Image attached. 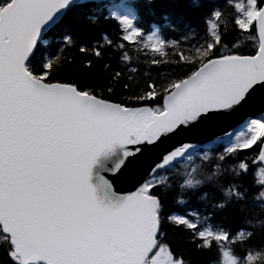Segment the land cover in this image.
<instances>
[{
	"label": "snow or ice",
	"instance_id": "1",
	"mask_svg": "<svg viewBox=\"0 0 264 264\" xmlns=\"http://www.w3.org/2000/svg\"><path fill=\"white\" fill-rule=\"evenodd\" d=\"M136 2L0 0V264H264V0Z\"/></svg>",
	"mask_w": 264,
	"mask_h": 264
},
{
	"label": "trees",
	"instance_id": "2",
	"mask_svg": "<svg viewBox=\"0 0 264 264\" xmlns=\"http://www.w3.org/2000/svg\"><path fill=\"white\" fill-rule=\"evenodd\" d=\"M116 2H118V0H116ZM135 7L138 9L139 19L137 23L140 26H143L150 31L151 24L156 23L158 27H161L163 35L169 39H179V34L165 28L164 24L166 22L183 27L186 22L190 21L200 11V9L193 5L192 0H152L151 3L149 0H137ZM74 16V9H69L66 13L64 12V19L60 21L52 32H47L46 35H52L53 32L59 33L65 26H73ZM165 16L167 17V21L164 19ZM129 55L132 57V63L127 67L138 68L140 70L137 74L138 78H142L145 71H150L153 76L163 79L171 71V66L168 64L160 67L152 66L151 69H149L146 63L149 57L146 56L143 51L137 52L133 48L129 50ZM69 59H72L71 55L69 56ZM76 59L77 62H79L81 58L77 55ZM248 155L253 156L252 153H248ZM177 167H179V165H177ZM250 195H252V193H250ZM199 208L200 205L196 202L195 198H192V200L187 204L175 206V210L177 212L199 210ZM249 218L253 221L264 219V212H261L258 207L250 206ZM240 219L242 221L243 217H240ZM257 231H259V229H257ZM201 260L204 264H211L214 257L211 255L201 254Z\"/></svg>",
	"mask_w": 264,
	"mask_h": 264
},
{
	"label": "water",
	"instance_id": "3",
	"mask_svg": "<svg viewBox=\"0 0 264 264\" xmlns=\"http://www.w3.org/2000/svg\"><path fill=\"white\" fill-rule=\"evenodd\" d=\"M64 12H61V13H58L57 15H63ZM47 28V25L44 26V28H42V31L44 29ZM241 127L240 124H236V125H233L231 128H227L224 130V132L222 133H218V135H224V133H230L232 136L234 135V133ZM205 143H207V141H205ZM121 187H126L125 185H121Z\"/></svg>",
	"mask_w": 264,
	"mask_h": 264
},
{
	"label": "rangeland",
	"instance_id": "4",
	"mask_svg": "<svg viewBox=\"0 0 264 264\" xmlns=\"http://www.w3.org/2000/svg\"><path fill=\"white\" fill-rule=\"evenodd\" d=\"M241 131H242V128H241L239 131H237V133L233 136V138H235V136H236L237 134H239ZM257 174H259V168H257Z\"/></svg>",
	"mask_w": 264,
	"mask_h": 264
}]
</instances>
